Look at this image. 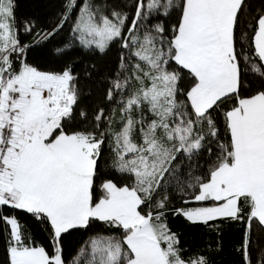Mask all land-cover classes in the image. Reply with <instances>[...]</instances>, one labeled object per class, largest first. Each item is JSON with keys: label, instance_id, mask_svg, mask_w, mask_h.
Segmentation results:
<instances>
[{"label": "snow or ice", "instance_id": "obj_1", "mask_svg": "<svg viewBox=\"0 0 264 264\" xmlns=\"http://www.w3.org/2000/svg\"><path fill=\"white\" fill-rule=\"evenodd\" d=\"M19 9L0 0L2 264H217L225 224L264 264V0Z\"/></svg>", "mask_w": 264, "mask_h": 264}, {"label": "trees", "instance_id": "obj_2", "mask_svg": "<svg viewBox=\"0 0 264 264\" xmlns=\"http://www.w3.org/2000/svg\"><path fill=\"white\" fill-rule=\"evenodd\" d=\"M19 11L25 15H36L41 19H45L55 10L57 0H19ZM174 230L181 231L183 238L190 244L203 245L208 239V235L203 226H193L184 222L182 219L173 221ZM238 232L233 225L225 224L222 234L216 237L213 234L212 239H219L222 243L223 250L214 257L217 264H238L239 256L235 253L234 247L238 241ZM4 257L3 240L0 238V264Z\"/></svg>", "mask_w": 264, "mask_h": 264}]
</instances>
